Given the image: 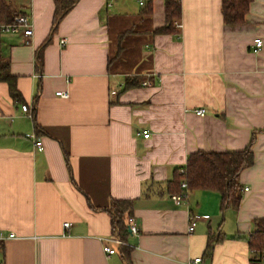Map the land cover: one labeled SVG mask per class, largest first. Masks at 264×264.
Wrapping results in <instances>:
<instances>
[{
    "label": "crops",
    "instance_id": "crops-1",
    "mask_svg": "<svg viewBox=\"0 0 264 264\" xmlns=\"http://www.w3.org/2000/svg\"><path fill=\"white\" fill-rule=\"evenodd\" d=\"M6 1L33 33L0 34L25 101L0 81V231L15 235L0 243L2 263L264 264L249 245L264 219V0L237 26L224 22L222 0H180L168 33L156 32L167 0H79L54 32L55 0ZM252 139L238 209L222 211L206 190L176 203L169 182L190 154L241 151ZM123 200L134 201L139 228L126 252L111 213Z\"/></svg>",
    "mask_w": 264,
    "mask_h": 264
},
{
    "label": "trees",
    "instance_id": "trees-1",
    "mask_svg": "<svg viewBox=\"0 0 264 264\" xmlns=\"http://www.w3.org/2000/svg\"><path fill=\"white\" fill-rule=\"evenodd\" d=\"M79 0H55L56 10L52 32L56 30L61 20L73 9ZM253 0H222L224 22L228 25H242ZM150 7L148 12H150ZM21 12L15 11L6 0H0V23L11 24L20 16ZM181 16V1L167 0L166 25L157 30L158 33H168L173 30L174 22ZM51 36L37 51V66H43V52L50 43ZM9 61L0 55V81L9 86L10 96L13 101L23 104L25 101L17 89V79L10 73ZM254 140L247 148L241 151L204 152L198 151L189 155L185 167L176 171L175 177L169 182L168 190L172 196L185 191L181 185L187 184L188 192L195 190L215 191L221 195V210L228 208L238 209L242 199L240 184L241 173L253 166ZM133 200L113 201L111 213L113 215V230L126 242L129 233L126 220L132 217ZM128 214V215H127ZM127 215V216H126ZM257 231L249 240L250 249L259 256L264 255V219L255 221ZM214 238L209 236V250L212 248ZM122 251H130L127 246H121Z\"/></svg>",
    "mask_w": 264,
    "mask_h": 264
},
{
    "label": "built area",
    "instance_id": "built-area-1",
    "mask_svg": "<svg viewBox=\"0 0 264 264\" xmlns=\"http://www.w3.org/2000/svg\"><path fill=\"white\" fill-rule=\"evenodd\" d=\"M140 4L143 6L145 5V0H141ZM179 27L181 26L180 24L178 25ZM15 32H22L23 35L25 37H29L32 35L33 33V28H32V24L30 21L29 16L27 15H20L18 16L15 21L11 24H4V23H0V34H5V33H15ZM67 44V40L66 39H62L61 40V45L65 46ZM263 46V41L260 38H257L254 40V49L253 51L255 53H258L261 51ZM57 96H60L62 98H68L69 97V93L68 92H58L56 93ZM23 109L25 110V112H29V109L26 105H23ZM196 114L199 116H204L206 114V110L205 109H198L196 110ZM150 136L148 131L144 132V137L148 138ZM27 138L32 139L35 143V146L42 150L43 149V142L40 138H37L35 135H27ZM181 187L185 190L182 191L180 194L176 195L174 198L176 200L177 204H180L181 202H183L188 195V190H187V184L185 182L182 183ZM245 191H248V188L245 189ZM197 221L198 218L197 217H193L190 220L189 223V228H188V232L189 233H193L195 230V227L197 225ZM71 223H65L64 227L65 228H70ZM126 227L127 230L129 231V233L133 236H136L139 234V228L137 227V224L135 222V219L133 217H129L127 219L126 222ZM15 235L13 233H9L8 236H6L2 231H0V243L6 241L7 239H11L14 238ZM117 245L119 246H129L127 242L123 241L119 234L116 233L114 240H113ZM103 251L107 254V255H113L116 253L115 249H113L111 246L105 245L103 247ZM203 259L201 257H196L194 259H190L188 261H186L184 264H202ZM0 264H3L1 259H0Z\"/></svg>",
    "mask_w": 264,
    "mask_h": 264
}]
</instances>
